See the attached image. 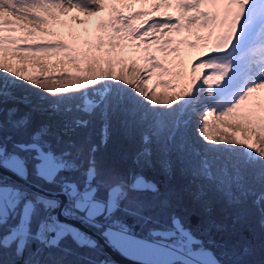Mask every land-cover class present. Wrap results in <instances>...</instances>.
<instances>
[{
	"label": "snow or ice",
	"instance_id": "obj_1",
	"mask_svg": "<svg viewBox=\"0 0 264 264\" xmlns=\"http://www.w3.org/2000/svg\"><path fill=\"white\" fill-rule=\"evenodd\" d=\"M76 11L87 19L59 34ZM198 46L206 58L187 60ZM117 135L132 167L101 169ZM181 197L244 237L230 259L175 212L144 235L124 219L159 224L146 213ZM106 248L133 264H264V0H0V264H114Z\"/></svg>",
	"mask_w": 264,
	"mask_h": 264
},
{
	"label": "trees",
	"instance_id": "obj_2",
	"mask_svg": "<svg viewBox=\"0 0 264 264\" xmlns=\"http://www.w3.org/2000/svg\"><path fill=\"white\" fill-rule=\"evenodd\" d=\"M192 60H195L197 57L206 58L205 53L206 50L201 46H198L195 49H190ZM84 67V65H83ZM202 71H208L207 69ZM77 140V143H81L83 141V133L78 137H72ZM69 139V137H65V140ZM92 142H99V129L95 130V133L92 135ZM61 147H67V145H62ZM131 153L132 146L128 145L119 135L115 136L110 144L103 148L100 152L97 153L96 159L97 164L101 169H116L118 171L125 170L129 167H132L131 164ZM82 159L85 160L86 166V153ZM150 176H155L154 173H148ZM157 179H163V177H155ZM182 181L179 179L173 185V191L176 190V186L180 185ZM165 188L168 187L166 183L164 185ZM217 217L223 218L221 216L223 209H217ZM172 212H175L177 215L183 217L186 227L190 228L194 234L197 235L200 239H205L207 241H214V243H207V246L214 252H216L217 256L221 260L230 259V254L228 253V246L233 243L235 240L237 243H244V237L240 236L236 237L235 233L231 231L218 233L214 228H210L206 224V217L208 216L207 211L199 206L195 201L190 199H185L183 197L180 198L179 202L173 201L172 204L168 207L160 206L153 207L150 213L152 214L156 220L159 221V224L148 223L144 225L142 223L137 222L136 217L134 216H125L124 219L126 223L132 226L133 230L142 235L146 234L148 229L150 228H159L161 225L166 223L170 224V215ZM252 231L255 233L254 236L249 238L247 241L251 243L252 240H259L260 229L259 226L256 225ZM259 245L257 244V247ZM108 254V253H107ZM109 256V254H108ZM110 257V256H109ZM111 258V257H110ZM254 259H258V255L253 257ZM112 259V258H111Z\"/></svg>",
	"mask_w": 264,
	"mask_h": 264
},
{
	"label": "rangeland",
	"instance_id": "obj_3",
	"mask_svg": "<svg viewBox=\"0 0 264 264\" xmlns=\"http://www.w3.org/2000/svg\"><path fill=\"white\" fill-rule=\"evenodd\" d=\"M72 15H79V16H81L82 19H87V17H85L83 13H80L78 11H76L74 13H70V14L65 15V16H62L61 17L62 23L56 24V31L59 34L66 36L69 34V32L71 31L72 28L81 27V26L76 25L74 23V21L71 19ZM106 16H107V13H105V17ZM99 19H100V17L93 18L91 23L88 25V27L92 30V32H96V30H97L96 25H97ZM201 34L204 35L205 33H201ZM186 59L187 60L193 59V57H191L190 48H186ZM67 66L69 68H75L76 67L75 65H72V64H69ZM14 67H19V68L25 69L27 74H32L36 70V66H33V65H19V64H17V65H14ZM80 67H83V64H81ZM114 264H118V263L114 261Z\"/></svg>",
	"mask_w": 264,
	"mask_h": 264
},
{
	"label": "water",
	"instance_id": "obj_4",
	"mask_svg": "<svg viewBox=\"0 0 264 264\" xmlns=\"http://www.w3.org/2000/svg\"><path fill=\"white\" fill-rule=\"evenodd\" d=\"M103 243V241H101ZM105 251L109 254V256L118 264H133V262L126 257L122 256L117 251H114L110 248H106Z\"/></svg>",
	"mask_w": 264,
	"mask_h": 264
}]
</instances>
